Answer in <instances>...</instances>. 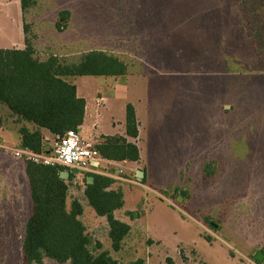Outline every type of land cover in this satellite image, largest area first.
<instances>
[{
    "label": "rangeland",
    "instance_id": "obj_1",
    "mask_svg": "<svg viewBox=\"0 0 264 264\" xmlns=\"http://www.w3.org/2000/svg\"><path fill=\"white\" fill-rule=\"evenodd\" d=\"M23 13L20 0H0V47H24L27 37L39 58L55 54L64 62L105 50L127 74L87 78L114 83L104 90L111 112L145 97L144 115L154 120L143 122V131L160 123L151 143L164 145L143 152V183L133 171L125 175L127 165L109 169L121 168L128 179L117 180L131 209L117 213L130 226L121 249H111L105 219L84 216L102 250L123 263L264 264V0H34ZM83 175L68 190V204L85 203ZM30 211L27 179L5 160L0 264H24Z\"/></svg>",
    "mask_w": 264,
    "mask_h": 264
},
{
    "label": "trees",
    "instance_id": "obj_2",
    "mask_svg": "<svg viewBox=\"0 0 264 264\" xmlns=\"http://www.w3.org/2000/svg\"><path fill=\"white\" fill-rule=\"evenodd\" d=\"M34 0H20L21 12ZM70 17L68 11L60 12V19ZM24 22V21H23ZM24 35L28 26L23 23ZM127 72L126 64L115 55L103 50H89L78 61L64 62L49 55L40 60L35 55L33 43L24 37V48H0V104L19 120L31 122L37 129L19 128L20 145L33 152L43 150V137L39 128L53 135L68 129L77 130L83 122L85 101L76 94L74 84L64 76H119ZM2 116L0 115V126ZM138 134L134 108L125 105V136ZM125 136H100L94 144L100 156L113 161H137L139 150ZM28 180L31 211L26 219L21 254L24 264H42L45 258L59 264H144L142 258L123 263L102 250L94 241L81 220L82 203L73 199L66 204L68 186L73 175L60 178L63 166H46L24 161ZM92 178L85 186L83 197L97 216L104 217L111 249L122 247L130 226L114 216V211L124 205L121 188H111L114 179L104 174L87 173ZM130 215V212H126ZM93 245V249H92ZM95 251V252H94Z\"/></svg>",
    "mask_w": 264,
    "mask_h": 264
},
{
    "label": "crops",
    "instance_id": "obj_3",
    "mask_svg": "<svg viewBox=\"0 0 264 264\" xmlns=\"http://www.w3.org/2000/svg\"><path fill=\"white\" fill-rule=\"evenodd\" d=\"M34 47V45H33ZM0 48H17V49H23L24 47H11L10 45L8 46H3ZM35 50V47H34ZM91 50H102V49H91ZM36 51V50H35ZM105 51V50H103ZM85 53V52H84ZM36 55V54H35ZM54 56H57L55 54H51ZM37 56V55H36ZM38 57V56H37ZM48 57V56H47ZM46 57V58H47ZM58 57V56H57ZM39 58V57H38ZM46 58H39L40 60H44ZM59 58V57H58ZM127 74V72H126ZM124 74V75H126ZM143 75V73H141ZM124 75H119V76H112V77H121ZM92 76H98V75H82V76H64V79L75 85L76 87V94L78 97L83 98L85 101V106H84V117H83V122L77 129V131L80 133V135L90 141L91 143H96L100 140V136H113V135H120V136H125V105L127 101H123L120 107V112L119 114H114L110 110V102H109V97L105 94L104 90L105 87L108 88H113L114 83L112 82H99L98 80H92V78H87V77H92ZM109 77V76H106ZM156 86V87H155ZM154 90V94L157 96L158 91L161 90V86L159 84H156L152 88ZM149 88L147 87L146 89V96L148 95ZM143 94V93H142ZM143 96V95H142ZM138 103H130L135 112V117L137 121V129H138V134L136 138H130L126 137L128 141L133 142L138 150H139V159L137 161H113V160H108L103 158L104 162V168H97L94 170L92 173H98V174H104L106 176H109L114 179L113 184L111 185V188L115 189L117 188V180H120L122 177L118 176V172L115 174L111 172L109 169L112 166H117V165H127V172H125V175H129V171H133L134 174H136V171L140 170L143 173V176L141 178V182L143 183L144 179L147 178L146 171L142 169L143 164L146 163V158L145 154L143 153L145 150L146 151H152L154 152L155 149H157L156 146H163V142H159L158 144L152 145L151 142L155 140V135L157 134L158 126L157 124L159 122L156 121L155 126L153 125V120L150 118L149 114H146V117L144 115V110L147 111L149 110V106L147 105V100L145 97H142L140 100L137 101ZM144 108V109H143ZM2 111H5L4 115ZM108 112H111L109 115V123H110V128L106 127L104 125V119L105 116L107 115ZM148 113V111L146 112ZM0 115L2 116V125L0 126V142H3L7 145L14 146V147H21L20 145V134H19V128L24 126L26 127L29 131L36 130L37 127L31 122H27L24 120H19L16 115H13L8 108L0 104ZM149 121L148 123L151 122V128L147 130V132L143 131V128L145 127L144 125L142 126V123L145 121ZM160 124V123H159ZM148 125V124H147ZM42 137H43V145L44 147L46 146V143H49L48 141L51 140L54 135L50 133L47 129L45 128H39ZM147 133H150L147 134ZM9 136L14 137V141L12 143H9V141L6 140V137L9 138ZM5 137V138H4ZM157 153H160L159 150H157ZM13 160V162L17 163L19 167L22 169V172L24 173L25 177V170H24V160L18 159V158H13L9 156L7 153H0V167L3 164L5 160ZM21 161L19 163L18 161ZM5 167V166H4ZM121 169V168H119ZM122 173L123 170L121 169ZM121 173V174H122ZM128 173V174H126ZM68 172V176H69ZM73 175V174H72ZM81 176H84L82 173L79 174H74L72 179L69 182L68 190L72 188V185H75L77 183V179H79ZM136 177V176H135ZM68 178V177H67ZM87 178V176H86ZM120 178V179H119ZM27 179V177H26ZM123 180H128L126 178H122ZM66 180V179H65ZM138 180V179H137ZM131 181V180H130ZM28 184V180H27ZM131 193V191H130ZM28 194L30 198V190H29V185H28ZM68 196L66 199V204H68ZM75 199L72 198L71 201ZM123 199H124V205L122 208L117 209L114 211V216L117 218V213L119 211H126L131 213V209L126 207V192H123ZM78 200V199H77ZM31 201V199H30ZM82 203V202H81ZM69 206V204H68ZM83 206V214L81 216V220L84 223V216L87 214L90 216V218L94 220H102L105 219L104 217L97 216L92 208L87 205V203H82ZM124 209V210H123ZM119 219V218H118ZM123 221L122 219H120ZM106 221V220H105ZM106 229L108 230V227L106 226Z\"/></svg>",
    "mask_w": 264,
    "mask_h": 264
},
{
    "label": "built area",
    "instance_id": "obj_4",
    "mask_svg": "<svg viewBox=\"0 0 264 264\" xmlns=\"http://www.w3.org/2000/svg\"><path fill=\"white\" fill-rule=\"evenodd\" d=\"M0 153H10L24 161H32L46 166H63L71 174L94 172L104 168L103 158L94 144L84 139L77 130L68 129L61 135H54L41 152H33L26 147H14L0 142ZM118 169V176L121 174ZM120 179V178H119Z\"/></svg>",
    "mask_w": 264,
    "mask_h": 264
},
{
    "label": "water",
    "instance_id": "obj_5",
    "mask_svg": "<svg viewBox=\"0 0 264 264\" xmlns=\"http://www.w3.org/2000/svg\"><path fill=\"white\" fill-rule=\"evenodd\" d=\"M135 176H136V178H137L138 180H141V178H142V176H143L142 171H141V170H137ZM67 177H68V172L65 171V170H62V171L60 172V178H62V179H67ZM86 180H87V182H91L92 178H91L90 176H87ZM262 257H263V255H262V253L259 252V251H258V252L256 253V255H255V258L258 259V260H261Z\"/></svg>",
    "mask_w": 264,
    "mask_h": 264
}]
</instances>
